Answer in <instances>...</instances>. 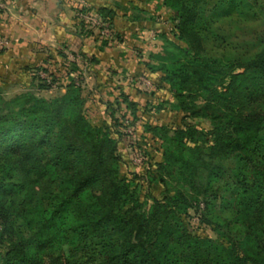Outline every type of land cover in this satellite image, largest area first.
Segmentation results:
<instances>
[{
	"label": "trees",
	"instance_id": "trees-1",
	"mask_svg": "<svg viewBox=\"0 0 264 264\" xmlns=\"http://www.w3.org/2000/svg\"><path fill=\"white\" fill-rule=\"evenodd\" d=\"M147 2L166 12L130 20L160 24L163 53L129 74L152 82L135 97L122 86L83 96L100 64L86 43L123 42L107 7L77 9L76 42L27 68L30 89L65 94L6 101L0 85V264H264V0ZM158 95L157 112L181 125L145 119ZM140 127L159 144L154 163ZM136 157L144 173L127 168ZM228 161L231 194L212 187Z\"/></svg>",
	"mask_w": 264,
	"mask_h": 264
},
{
	"label": "crops",
	"instance_id": "crops-1",
	"mask_svg": "<svg viewBox=\"0 0 264 264\" xmlns=\"http://www.w3.org/2000/svg\"><path fill=\"white\" fill-rule=\"evenodd\" d=\"M0 2L5 4L7 7L6 10L0 9V37L15 38L16 42L12 44V50L18 49L22 52L21 50L27 49L29 52L26 51V53L34 54L33 56L31 55L30 58L28 57L27 61L37 62L38 66L42 65L47 58L44 51L52 50L54 48H52L53 46H51L48 42H44L42 44L38 43V45L35 44L34 46H36V49L32 48L29 44L30 37L34 38V35L37 32L39 33L37 35L40 38H47V36L49 38V35H52L50 37L56 44L55 47L59 48L65 43L76 42V39L74 40L71 36L70 31L74 30V26L76 25L77 9L80 7H107L115 9L119 14V17L115 22V29L122 34L123 42L118 45H114L111 48L107 47L103 51H100L101 43L89 41L86 43L85 47L86 52L95 54L100 60V64L95 68V71H97L98 74L94 76L99 80H101L102 77L104 79L105 73H107V70L110 68L118 70V76H121L123 74L122 72H125V74H140L145 72V67L143 65L145 61L141 59V55L143 54L144 49L150 47L145 37L146 35L149 36L151 31L155 30V33H157L161 25L154 21L140 22L131 21L130 19L139 17L140 10H144L149 14L154 11L153 13L156 16L166 12L165 8L157 11V6H155V4L148 3L147 0H0ZM148 5L151 11L148 7H145ZM148 27H150V30H148ZM25 31L26 33H24ZM155 36L156 34H153L151 37H153L154 40H157L156 44L159 47L157 49L159 53L162 51V44ZM40 47L43 48L40 49ZM12 50L5 51L2 55H0V77L4 74V76L8 77L11 74V78H22V76L25 75L23 72L24 70L17 72L7 68L10 67L13 60L10 56V52ZM156 54L157 52L153 55ZM115 56H117L118 59H116ZM2 60H7L9 66L4 67L2 65ZM122 62L125 64H122ZM123 65H125V67ZM99 66L102 68H99ZM134 66L136 67L132 69ZM29 67L30 66H26V72ZM154 77L156 76L154 75ZM104 84H106L107 89L109 88V93L113 90L112 88L114 85L115 88L118 86L114 83V80L111 79L109 82L107 80ZM26 85L28 86V83H26ZM100 86L93 92L94 94L92 98L97 96L101 90H103V96H107L108 91L104 88L105 85ZM130 94L135 97L134 92L131 91ZM92 98L90 100L91 107H93L95 111L101 110L99 105L96 103V99Z\"/></svg>",
	"mask_w": 264,
	"mask_h": 264
},
{
	"label": "rangeland",
	"instance_id": "rangeland-1",
	"mask_svg": "<svg viewBox=\"0 0 264 264\" xmlns=\"http://www.w3.org/2000/svg\"><path fill=\"white\" fill-rule=\"evenodd\" d=\"M145 7H148V9L151 11L149 5L145 6ZM6 8H7L6 5L2 4L0 2V9L6 10ZM153 12L150 13V15L156 16ZM149 26H151V25H149ZM152 28H154V27H152ZM148 30H150V27H148ZM151 30H153V29H151ZM22 31H24V30H22ZM155 32H156L155 30L151 31L150 35L149 36L146 35V37H145L146 40L148 41L147 43H149L150 47H148V44H147L148 48L144 49L143 54L141 53L142 54L141 59L143 61H146L147 59L149 60V58H152L153 54H155V52H157V54H159V55H162V53H163V51L158 53L157 49L159 47L156 44L157 40L156 39L154 40L153 37H151L153 34L154 35L156 34ZM24 33H26V31ZM37 34H39V33L37 32L34 35V38H32V37L29 38V44L32 46V48L36 47V46H34L35 44L38 45V43L42 44L44 42H46V43L48 42L51 46H53L52 48H54L51 51H54L57 49L55 47L56 44L53 42V39H51V37H50L52 35H49V38H48V36H47V38L46 37L40 38ZM155 37H157V35ZM2 40H7V41L9 40V45H6L4 48L6 49V51L12 50V48H13L12 44L14 42H16L15 38L3 37ZM42 48L40 47V49H42ZM21 51L22 52H20L18 49H13L10 52V56L13 60L11 59L12 63L10 65V67H7V68H9L13 71H17V72L24 70L23 72L25 73V75H23L22 78H15V77L11 78V74L8 77L4 76L5 74L2 75V77H0V85L4 86V93H3L4 97L3 98L6 101H11L16 96H19V95H22L25 93H29L30 91L32 93H34L35 95H37L38 97L44 98V99H52V98L61 96L67 92L66 89H64V88H62L61 90L60 89H52L49 92L48 91L47 92L46 91H39L37 88L30 89L26 85V83L31 81L30 80V78H31L30 74H34V73H31V70L26 72L25 68H26V66H30L31 68H35L38 65H37V62H34V61L28 62L29 60L27 61L28 57L30 58L31 55L32 56L34 55L33 53L32 54L26 53V51H28L27 49H24ZM115 57H116V59H118L117 56H115ZM0 60H1V58H0ZM2 61H3L2 65L4 67L9 66L7 63L8 62L7 60H2ZM57 61L63 62V61H61V59H57ZM122 64H125V63L122 62ZM123 66L125 67V65H123ZM100 67L101 66H99V68ZM135 67L136 66L132 67V69H134ZM2 70H4V69H2ZM122 73L125 74V72H122ZM123 74L121 76L117 77V76H112L111 73H108V74L105 73L104 79L102 77L101 80L96 79L94 76L89 75V74L85 75V81L82 84L83 85V91H84V95H83L84 98L89 97L90 93L96 90V86L98 87L100 85H104V83L110 79L114 80V83L117 84L118 86L126 87L129 92L132 91L131 88H139L140 90H143L145 86L152 87V82L150 80L146 79V77H141L138 81H135L132 78L133 76H130L129 73H127L125 75H123ZM135 74H138V73H135ZM40 76L42 78H45L46 74L41 73ZM124 77H126V79H124ZM36 82H37L36 84L38 86L39 81H36ZM107 91L109 92V88L107 89ZM166 98L168 99L167 95H163V97L161 95H158L155 98L151 99L155 111H152L150 113H145V115H143V116H145L146 120L153 122L155 125H157V124H168V125L171 124V125H175V126L181 125V118L178 117L176 114L171 113L169 110H163L161 112H157V110H156L157 106H159V104L163 100L166 101L167 100ZM141 103H142V105H145V103H146L145 99H143L141 101ZM87 108L90 110V113L94 114V112H95V116H94L95 118H98L102 114L100 110L95 111V109L93 107H91L90 102H88ZM143 112L144 111L142 110L141 113L143 114ZM197 124L202 128H208V125L205 123L197 121ZM138 138L139 139L137 140V146L140 147L142 150H146L147 153L150 154L151 159L152 158L154 159V161H152V163H154L156 160H160V153L157 151L159 148V144L156 143L150 136H147V135L144 136L143 128L140 129ZM124 156H127V153H124ZM231 167L232 166H231V163L229 161L223 163L221 168L217 171L218 172L217 174H219L218 177H215L212 180L213 189L220 188L222 193H229V191H230L229 194H231V189L229 188V185H231L232 181H235V172L231 169ZM127 168L129 170L135 171L137 174H141V173H144L146 166H145V164L142 163L141 158L136 157L134 164H130V168L129 167H127ZM154 193L157 196H160V189H155ZM195 221H197V219H194V222ZM68 226H69V224L65 228H68ZM203 233L209 237H212V238L216 237L215 234L210 229L203 231ZM69 236H71V233L69 234ZM176 252L180 255V257H182V250H177Z\"/></svg>",
	"mask_w": 264,
	"mask_h": 264
},
{
	"label": "built area",
	"instance_id": "built-area-1",
	"mask_svg": "<svg viewBox=\"0 0 264 264\" xmlns=\"http://www.w3.org/2000/svg\"><path fill=\"white\" fill-rule=\"evenodd\" d=\"M91 20L94 23H98L96 19H91ZM6 45H9V41H7V40H0V48H4Z\"/></svg>",
	"mask_w": 264,
	"mask_h": 264
}]
</instances>
